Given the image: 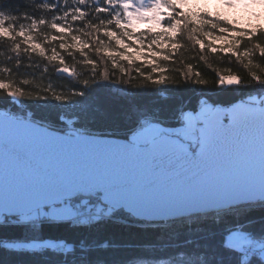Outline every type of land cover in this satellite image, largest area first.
Here are the masks:
<instances>
[{
    "label": "trees",
    "instance_id": "1",
    "mask_svg": "<svg viewBox=\"0 0 264 264\" xmlns=\"http://www.w3.org/2000/svg\"><path fill=\"white\" fill-rule=\"evenodd\" d=\"M44 2L46 0H0V15L15 26L37 23L41 16L50 20L53 13L44 11ZM171 3L166 0L161 6L167 11L166 17L175 13L173 19L164 23L180 19L176 27H183L185 31L181 41L184 48L174 58H168L161 80H154L146 73L139 74L131 66L127 67L128 74L117 76V70L108 60L97 56L95 48L87 52L88 58L82 60L78 54L68 59V64L78 72V76L73 77L69 68L59 72L55 64H49L35 52L25 49L16 35H10L11 40L0 35V77H3L0 79L31 94V98H20L23 109L54 118L58 117L57 112L38 110L32 102L46 88L68 92L94 129L101 132L117 130V133L102 134L121 138H126L125 130L134 128L140 116L145 114H155L158 118L155 122L173 126L178 122L171 118L178 110L195 111L201 100L213 106L227 107L239 100L252 101L250 97L259 96L256 92L262 90L261 86L250 80V69L242 58L199 48L198 29L190 19L184 18L185 15L176 16L177 8ZM212 19L220 27L228 26L217 18ZM48 31L47 25H41L38 34L44 36ZM192 33L195 36L190 38ZM14 49L19 50V55ZM258 60L264 69V58L258 57ZM59 63L63 64V61ZM104 75L108 77L106 81ZM236 75L242 78L239 84H221L222 78ZM261 75L264 76V72ZM85 79L93 82L83 89L85 95H73V89H80L79 81ZM125 80L128 83H124ZM11 106L10 96L0 92V108L9 111ZM114 217L93 218L85 224L56 223L46 219L29 225L9 218L0 225V241L47 237L60 241L64 247L55 249L45 244L38 251L0 249V264H238V253L224 247L225 235L238 229L250 237L264 238L262 203L147 225L138 223L126 212H117ZM252 264H264V261L253 259Z\"/></svg>",
    "mask_w": 264,
    "mask_h": 264
},
{
    "label": "snow or ice",
    "instance_id": "2",
    "mask_svg": "<svg viewBox=\"0 0 264 264\" xmlns=\"http://www.w3.org/2000/svg\"><path fill=\"white\" fill-rule=\"evenodd\" d=\"M165 2L166 0H46L42 8L53 15L50 20L41 16L38 22L33 24L31 32L25 36V43L47 63L55 64L57 71L62 72L65 67L69 68V74L73 77L78 76V72L73 65L68 64V59L80 54L83 60L85 54L93 48L101 59L115 62L114 51L116 46H119L122 51L118 54L130 66H147L158 56V52L154 51L156 47L154 42L145 43L148 36L143 29L137 30L136 23L146 20L150 14L158 16L159 8ZM198 12H193L194 18ZM174 16L173 12L172 16L166 17V21L173 19ZM184 18L186 19V16ZM41 25H47L49 29L42 40L33 34L39 32ZM252 28L253 32L248 37L242 38L240 46L244 47V39H247L248 46L244 47L243 59L250 69V80L259 84L264 91V76L261 75L264 69L255 63L258 57L264 58V39H262L264 31L260 30L259 25ZM21 35L25 34L21 33ZM184 35L183 27L172 29L170 39L175 47L170 45L171 51L164 49L169 57L174 58L183 50L184 45L181 41ZM137 36L140 39H136ZM194 36L195 33L190 34V38ZM101 37L106 38L107 43ZM4 39L11 40L13 37L5 35ZM113 40L116 42L115 45L112 44ZM57 41H60L59 50L54 47L49 48ZM49 50L51 55H48ZM14 51L19 55L18 49ZM61 60L63 64L59 63ZM99 79L98 77L97 82ZM103 79L106 81L107 75H104ZM241 80L242 78L236 75L233 82L239 84ZM159 82L162 81H153V83ZM79 83L80 89H73L72 94L82 97L85 95L83 89L91 86L93 82L85 79ZM124 83L128 81L125 80ZM0 85H2L0 92H5L14 101L31 98L30 93L20 91L8 81H0ZM53 98L58 101L67 100V97L56 93L53 94ZM250 99L254 101L253 104L245 105L243 101H238L219 123L227 122L232 125L241 113H246L254 121L258 120L260 123L258 156L250 157L238 153L235 160L201 164L207 151L204 129H201L202 138L197 152H189L183 144H179L178 141L173 142L178 144L179 149L186 155L197 160L199 170L190 175L180 178L179 174H168L162 170L153 174L141 171L137 176L135 172L127 173L121 168H115L108 178L93 177L86 185H61L44 178L38 180L27 195L19 199L15 210H5L3 202L6 198L3 187L5 179L0 177V225L10 217L16 218L25 225L37 221L43 222L46 219L56 223H71L78 220L80 224H85L88 220L78 206L82 203L91 204L92 201L85 200L84 197L97 198V211L103 209L107 216L126 212L141 220L161 219L164 218L162 214L165 212L183 211L184 214L192 215L199 211H214L215 205L225 202L229 205L250 202L264 204V94ZM202 105L195 114L184 113L185 121L191 123L193 120L202 119L208 112H220L218 107L207 102H202ZM60 119L63 120V117ZM68 123L74 125L75 121ZM13 126L23 130L26 135L34 137L49 149L67 140L59 133L41 127L37 121H34L32 113L17 116L0 108V153L3 152L2 133L6 127ZM158 131L162 133L164 130L158 128ZM75 142L93 143L94 141H81L80 137H77ZM131 143L136 144L135 137ZM136 147L139 148V145ZM161 177L167 179L161 180ZM234 239L241 243L233 245L231 241ZM249 241L250 234L247 232H230L225 237L224 247L238 253V264H252L253 259L264 261V241L258 244L255 251L251 247H245ZM45 246L35 242L0 241V249L10 251H38ZM255 252L261 255L256 256ZM161 264H170V262H161Z\"/></svg>",
    "mask_w": 264,
    "mask_h": 264
},
{
    "label": "water",
    "instance_id": "3",
    "mask_svg": "<svg viewBox=\"0 0 264 264\" xmlns=\"http://www.w3.org/2000/svg\"><path fill=\"white\" fill-rule=\"evenodd\" d=\"M237 102L229 105L225 113L219 108L220 112H211L201 119L197 127L198 146L195 150L189 148L187 142L168 134H161L147 144L140 145L121 137L71 135L48 128L67 138L65 143L49 149L34 137L26 135L23 130L14 126L6 127L2 133L3 152L0 153V177L5 179L3 185L6 192L3 201L5 210H15L19 199L27 195L38 180L44 178L61 185H86L93 177L108 178L115 168H121L127 173L135 172L137 176L141 171L153 174L163 170L168 174H179V177L183 178L199 170L198 162L194 157L186 155L179 149V145L173 142L183 144L189 152H197L202 138L201 129H204L203 135L207 142L206 155L201 164L235 160L238 153L256 157L260 144L258 120L254 121L246 113H241L232 125L227 122L219 123L224 114ZM243 102L245 105L253 104ZM77 137H80L81 141L94 142L77 143L75 142ZM136 145H139V148ZM165 179L167 178L161 177V180ZM238 204L241 203L229 205L225 202L215 205L214 211L219 212ZM162 215L164 218L147 221H164L188 216L183 211L165 212Z\"/></svg>",
    "mask_w": 264,
    "mask_h": 264
},
{
    "label": "rangeland",
    "instance_id": "4",
    "mask_svg": "<svg viewBox=\"0 0 264 264\" xmlns=\"http://www.w3.org/2000/svg\"><path fill=\"white\" fill-rule=\"evenodd\" d=\"M171 4L177 8L176 16L182 17L185 15L187 20H191L195 26V29H198L197 34V42L198 47L203 48L206 47L208 52L211 53H221V54H231L234 57H240L243 59V52L244 47H247V39H244V47L240 46V42L242 38L248 37L252 32V26L259 25L260 30L264 31V0H170ZM199 11L195 18L193 17V12ZM162 7L159 8V15L150 14L146 20H142L136 23L137 30L143 29L145 34L148 36V39L145 43H152L154 42L156 47L154 51L158 52V56L153 58L152 63L147 66H131L137 73L144 74L146 73L150 78H154V80H161L164 76L163 73L166 68V62L169 58L167 52L164 49H168L171 51L170 45L175 47L172 44L170 39V35L172 33V29L177 26V23L180 22V19H176L175 22H171L165 24L166 21V14ZM202 13V15L200 14ZM165 17V20H164ZM212 18H217L220 23L228 24L227 27H220L214 23ZM34 23H24L21 26L13 25L9 19H6L4 15H0V35L5 36H14L16 35L17 39L20 40L25 49L32 51L28 44L25 43V36L29 34L32 30V26ZM200 26V27H199ZM226 26V25H225ZM24 33L25 35H21ZM35 34L38 39H43L44 36H39L38 32L33 33ZM59 35V34H58ZM75 35V34H73ZM126 42H129L127 38H124ZM136 39H140V37H136ZM105 42L107 43V39L104 38ZM68 43H71V40H68ZM112 44L115 45V40L112 41ZM56 48L59 50L60 48V41H57L54 45H50L49 48ZM122 49L119 46H116L114 55H115V62L113 60H108L110 66L116 69L117 76H124L126 73L128 74L127 67L130 66L122 56L118 53L121 52ZM48 55H51V51H48ZM85 58H88L87 53L85 54ZM255 63L259 64L258 58L256 59ZM3 78V77H0ZM232 77H226L221 79V84L227 85L236 84L233 82ZM0 81H6L4 79H0ZM2 86V85H0ZM61 94L67 97V100H56L53 98V94ZM257 94L262 95L264 91H258ZM34 98V97H33ZM34 102H32L35 106H37L38 110L44 109L43 111H54L57 112L58 117L54 118L51 115L47 114H37L32 110L22 108L19 101H14L12 97L10 100L13 103V106L9 108V111L17 116L27 113L33 114L34 121H37L40 125L45 126L47 128L66 133L71 135H78V134H94V135H105L102 133H117V130H105L102 132L100 130L94 129L92 125L86 121L83 117L82 113L79 112L78 107L75 103L72 102L69 93L63 92L60 89L56 88H46L44 89L43 93H40V96L35 97ZM245 101L249 103H254V101H246V100H239ZM202 102H207L205 100H201L195 111H186L192 112L193 114L197 113L202 108ZM210 104L209 102H207ZM212 105V104H211ZM224 111V113L228 110V107H221L216 106ZM184 112L182 109L178 110L175 115L171 118L173 122H178L176 125L173 126H163L154 120L158 119L155 114H145L140 116L137 120L136 125L134 128H130L126 131V139L130 142L135 137L136 144L144 145L147 144L151 139H154L161 134H168L171 136H176L180 138L183 142H187L189 148L195 150L198 146V135H197V127L201 123V119L193 120L191 123L185 121L184 119ZM211 112L205 114L207 116ZM225 115V114H224ZM63 117V120L60 119ZM69 121H75V124H69ZM158 128H162L164 131L161 133L158 131ZM124 131V132H125ZM110 136V135H105ZM116 137V136H114ZM85 200H91V204L82 203L78 207L83 212L84 216L87 220L91 218H101V219H108V218H115L114 215L107 216L105 215V211L101 209L99 212L97 211L96 205L98 203L97 198L95 197H84ZM256 204L259 202H250V203H241L233 207L244 206L248 204ZM228 207L224 210H228L233 208ZM91 209V211H89ZM223 211V210H221ZM218 212V211H212ZM220 212V211H219ZM209 213V212H205ZM194 215V214H192ZM191 216V215H190ZM186 217V216H184ZM138 223L147 225V224H154V223H161L164 221H147V220H139L133 216ZM181 218V217H179ZM118 219V218H116ZM120 219V218H119ZM178 219V218H174ZM17 222H20L17 220ZM40 222V221H38ZM73 222H78V220H74ZM230 232H244L238 229L231 230ZM228 232L225 237L230 233ZM225 240V238H224ZM257 237H250V246L254 243L251 242H258ZM15 242H35L36 244H43V245H52L54 248H63L64 246H59L56 240L51 238H30L23 241H10L9 243ZM262 242V241H261ZM233 245H238L241 242L237 239L231 241ZM260 243V242H259ZM258 243V244H259ZM258 244L256 248L258 247ZM61 247V248H60ZM255 248V249H256ZM261 255V253H260Z\"/></svg>",
    "mask_w": 264,
    "mask_h": 264
},
{
    "label": "bare ground",
    "instance_id": "5",
    "mask_svg": "<svg viewBox=\"0 0 264 264\" xmlns=\"http://www.w3.org/2000/svg\"><path fill=\"white\" fill-rule=\"evenodd\" d=\"M201 214H203V213H201V212L199 213V212H198V213H196V214H194V215H198V216H200ZM188 216H189V215H188ZM10 219H11L12 221H13V220H14V221H17V219L14 218V217H10ZM91 219H93V218H91ZM168 220H170V219H168ZM14 221H13V222H14ZM18 221H19V220H18ZM165 221H166V220H165ZM165 221H164V222H165ZM260 239H261L262 241H264V238H263V237L260 238ZM261 240H259L258 242H255V243L251 246V248H252L253 251H255V248H256L257 244H258L259 242H261ZM52 241H53V240H52ZM56 241H57V240H56ZM57 242H58L59 246H63L62 243H61L60 241H57ZM245 247H247V246L245 245ZM60 248H61V247H60ZM55 249H59V248H55ZM61 249H63V248H61ZM255 254H260V253H259V252H255Z\"/></svg>",
    "mask_w": 264,
    "mask_h": 264
},
{
    "label": "built area",
    "instance_id": "6",
    "mask_svg": "<svg viewBox=\"0 0 264 264\" xmlns=\"http://www.w3.org/2000/svg\"><path fill=\"white\" fill-rule=\"evenodd\" d=\"M257 239H258V240H261L260 238H257ZM258 240H257V241H258ZM261 241H262V240H261ZM249 243H250V242H249ZM249 243L246 244L247 247H251ZM251 243H255V241H254V242H251ZM57 244H58V243H57Z\"/></svg>",
    "mask_w": 264,
    "mask_h": 264
}]
</instances>
